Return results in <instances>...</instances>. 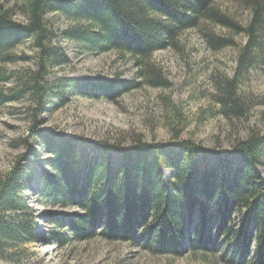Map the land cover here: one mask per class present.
<instances>
[{"label":"trees","instance_id":"1","mask_svg":"<svg viewBox=\"0 0 264 264\" xmlns=\"http://www.w3.org/2000/svg\"><path fill=\"white\" fill-rule=\"evenodd\" d=\"M233 1L247 11L245 23L222 13L213 0H19L23 22L14 20L12 8L0 2V63L26 60L13 54L26 41L36 60L32 70L0 71L1 82L14 80L12 88L0 90V107L28 97L34 106L31 112L37 114L50 110L48 103L65 104L70 94L115 101L142 84L169 88L151 54L169 45L179 32L211 21L244 38L236 42L231 36L208 33L212 49H236L233 75L211 74L210 97L223 117L242 118L255 105L264 104V94L257 98L240 92L248 71L264 63V0ZM49 13L84 21L61 34L87 51L113 50L132 56L139 79L56 77L47 81L48 69L67 62L52 42L55 34L46 17ZM27 137L43 142L46 167L38 165L36 187L30 185L34 166L25 154L0 175V260L17 261L19 251L37 238L35 217L24 196L28 189L37 194L39 204L78 209L47 217L53 227L50 238L59 245L95 235L108 241L144 240L143 247L159 255H180L186 247L201 251L224 247L232 258L236 251L226 238L231 231L241 246L236 248L241 249L237 264H264V185L259 171L264 169V134L259 129H250L244 139L236 138L231 150L205 147L193 138L174 136L159 142L138 135L127 145H122L123 139L95 143L91 158L86 155L83 160L74 138L42 131L35 119ZM26 138H19V145H26L29 156H37ZM110 147L118 153L115 164L106 153ZM160 166L169 172L167 181ZM248 222L250 230H245ZM188 226L193 233L187 232ZM60 227L63 232L55 229ZM219 234L222 237L216 239Z\"/></svg>","mask_w":264,"mask_h":264},{"label":"rangeland","instance_id":"2","mask_svg":"<svg viewBox=\"0 0 264 264\" xmlns=\"http://www.w3.org/2000/svg\"><path fill=\"white\" fill-rule=\"evenodd\" d=\"M0 2L12 8L14 20H26L19 9V0ZM213 3L222 13L233 16L241 23L246 22L247 11L233 0H213ZM46 17L55 34L53 44L57 45L67 58L64 64L48 69L45 76L47 81L56 77H118L126 81L139 79L134 58L129 54L113 50L90 52L80 43L61 34L64 29L82 26L84 21L71 20L60 13H49ZM208 33L216 37L231 36L236 42L244 41L240 34H234L233 30L211 21H202L197 27L179 32L169 45L154 51L150 58L170 83L169 88H154L142 84L122 93L115 101L70 94L65 104L58 105L57 101L48 103L50 110L37 114L31 112L34 106L28 97L0 107V175L12 167L19 155L25 154L28 163L34 166L30 185H39L36 171L39 170L38 165L44 166L43 161L48 155L42 152L43 142L27 137L28 127L34 119L42 131H54L74 138L80 160L86 155L88 159L91 158V148L95 143L112 144L123 139L122 145H127L132 137L138 135L143 140L159 142L170 141L174 136L178 139L193 138L205 147L231 150L234 140L244 139L252 128L259 129L264 134V104L255 105L248 114L239 119H227L218 112L217 105L210 97L213 91L210 76L215 72L233 75L236 67V49H212L208 42ZM34 51L27 41L18 45L13 49V54L27 59L0 63V71L20 72L34 69ZM13 86L14 80L0 81V90L7 91ZM240 92L257 98L262 97L264 63L256 64L248 71L240 83ZM19 138H26V143L33 146L37 156L26 154L27 147L19 145ZM106 153L110 155V162L115 164L118 159L117 151L110 147ZM229 155L234 161L235 155ZM160 171L167 181L168 170L160 166ZM259 171L264 185V169L259 167ZM24 196L35 217L37 238L19 251L17 261L0 260V264H237L241 251L236 249L241 246L231 231L226 238L229 239L227 242L233 245L230 248H235L236 251L232 258L224 252V247L215 251L192 250L186 247L180 255H159L151 249H145L144 240H139L138 243L125 240L108 241L95 235L86 240L70 238L67 243L59 245L50 238L53 227L47 217L57 213L67 214L78 209L39 204L37 194L28 189L24 190ZM233 217L235 216L231 218ZM236 220L238 217H235ZM229 225L230 221L225 224L224 234L228 232ZM250 225L248 222L244 229L250 230ZM55 229L58 232L64 230L63 227ZM187 232L193 233V229L188 226ZM219 237L222 236L219 234L216 239ZM251 239L249 247L253 250L254 231ZM250 257L251 254L245 261ZM240 263L245 264L242 261Z\"/></svg>","mask_w":264,"mask_h":264}]
</instances>
